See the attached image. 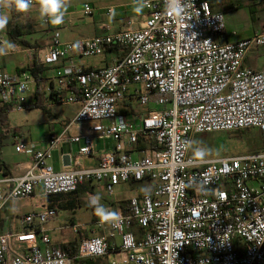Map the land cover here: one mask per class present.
Masks as SVG:
<instances>
[{"label":"built area","instance_id":"built-area-1","mask_svg":"<svg viewBox=\"0 0 264 264\" xmlns=\"http://www.w3.org/2000/svg\"><path fill=\"white\" fill-rule=\"evenodd\" d=\"M139 2L146 17L136 28L109 31L102 24L104 32L73 40H61L59 28L41 19L50 33L42 56L34 48L24 51L51 75L0 71V112L24 110L30 82L58 104L78 105L43 146L14 138V151L30 163L20 176L0 175V209L36 190L47 197L97 182L113 196L117 185L132 182L139 192L128 198L125 212L111 208L115 215L108 220L96 216L74 258L123 252L121 264H264V151L218 158L189 153L196 134L256 128L264 142V69L243 65L251 48L264 47V29L222 41L225 16L211 11L207 0H131ZM171 3L183 8L181 16L167 8ZM94 11L82 4L83 15ZM103 13L112 15L114 7ZM109 47L120 53L108 65L85 67L74 58ZM150 101L163 108L136 109ZM95 139L113 146L96 152ZM64 143H76L77 150L60 153L67 164L55 170L48 159ZM93 154L94 165L78 162ZM93 197L86 198L92 207ZM55 215L50 207L29 211L17 230L0 232V264H71L41 227Z\"/></svg>","mask_w":264,"mask_h":264},{"label":"crops","instance_id":"crops-1","mask_svg":"<svg viewBox=\"0 0 264 264\" xmlns=\"http://www.w3.org/2000/svg\"><path fill=\"white\" fill-rule=\"evenodd\" d=\"M120 0H116L115 4L113 5L114 7V13L110 16H105L103 13L104 7H98L95 9L96 13H98L97 21L93 23H86L83 24V29L85 32H90L82 35H72V36H65L61 35L60 33V38L61 40H73L78 37H84V36H91L94 34H99L104 32L103 29H101L102 24H105L109 31H114V30H120L122 28H125L128 24V21H132L133 23L136 22V26L133 28H136L138 24L146 17L143 15L142 19L138 20V17L135 15H129V10H128V4L119 2ZM6 1L0 2V14H7L9 19L8 23L4 28L5 35L7 36V40L4 38L3 43H0V47H5L7 44H11L12 47L7 49V54L6 55H0V71L5 72L10 75H14L20 70H22L25 67H31L32 63L35 65H38L37 61H31L30 58L27 56L26 48H34L35 50H42L44 46L49 42L50 38V33L44 24L41 23V18L38 15L37 11V6L39 4V0H35V3L32 5V7L29 8L28 11L19 13L14 10H9L7 8L3 7V4ZM75 0H65L66 3V9L64 11V17H63V22L58 24V25H52L49 23V28H53L55 26L56 28H61V29H67L70 26H74L75 24V18L78 16V12L81 13V8L77 9L74 8L75 5ZM210 10L213 12H222L225 16V31L220 35V39L222 41H235L238 39H244L252 35L253 32L263 30L264 29V0H207ZM133 4V3H132ZM107 6H112V5H107ZM106 6V7H107ZM94 11V12H95ZM92 13V15L94 14ZM82 14V13H81ZM35 22L41 23V27L34 28ZM236 26H239L237 29ZM9 31L12 34V37H9ZM41 32V35H38V38H35L34 34L35 32ZM29 34L30 37H26V35ZM1 36V33H0ZM33 36V38L31 37ZM20 41H25L29 44L30 47H23L20 45ZM13 50V51H12ZM119 51H108L105 50L104 53L101 55V58L99 60L100 64L95 65L93 63H86L81 60L82 58L75 56V60L85 66V67H100L104 65H108L112 62L114 58L119 57ZM243 65L250 67L253 70H262L264 69V47H258V48H251L247 54L245 55L243 59ZM36 67V66H35ZM34 67V68H35ZM44 70L42 73L39 74V76H50L51 75V69L50 67H43ZM38 76V77H39ZM36 88V85H35ZM36 89L33 92V99H34V94H35ZM46 102V106L48 107H53V105H56L58 103H54L51 101V98H49L47 95L43 94ZM27 104H31L32 102L27 101V96H25ZM73 107L70 110L69 114L59 116V111L57 112L56 109H54V121H47L49 120V116H45L44 119H47L44 121V123L41 121V125H45L46 128H39L38 131H32L33 138L29 139L27 141L34 142L36 144H39L41 146L44 145L45 141L47 138L52 135V134H58L62 130V128L65 126V124L73 117L75 112L78 109L77 104H71ZM26 109V108H25ZM137 110L141 111L138 108ZM42 117V115H40ZM31 117V116H30ZM33 120L37 117L35 115L32 116ZM5 131L7 129L5 128ZM8 132V131H7ZM30 132V129H29ZM78 132L77 130H73L71 134ZM1 146H0V175L1 176H8V177H15V176H20L21 174L24 173L26 168L29 166L30 163V157L26 154H21L17 152H13V154H17L18 159L15 160L13 158L9 159L1 155L2 151V140L4 136L1 134ZM11 144L13 147L14 143V137H11ZM21 139V138H19ZM98 140V139H95ZM94 140V141H95ZM111 147L113 146V142H110ZM72 146H74V149H72ZM14 148V147H13ZM62 148H65L66 150L63 151ZM77 150V144L76 143H64L60 146L59 149L53 150L59 153V158L61 161L60 167L57 170H60L63 168L64 164H67L66 157L61 158V154L63 155L67 153H72L73 156L75 155V152ZM94 151L99 152L95 149ZM97 161V157L95 154L92 156H85V157H78V162L81 165L88 166V165H94ZM121 184H128L130 187H134L135 192L131 195L134 196L139 192V186L137 184H134L132 182L129 183H120ZM117 185L116 187H118ZM86 190L79 192L78 194H75L74 196H71V198L67 200H61L58 199L53 208H56L57 206H60L63 204L64 206H71L72 201H75L79 205L81 201H83L86 204V198L88 196H99V194H106L104 191V186L102 183H86ZM115 187V188H116ZM35 193H38L40 196H42L39 193V190H36ZM107 195V194H106ZM102 196V195H101ZM129 196V197H131ZM74 197V199H72ZM110 197V198H109ZM129 197H122V198H112V196H107V198H102L100 199V203L103 204L107 209L111 208H117L120 209L123 207H126L127 200ZM51 200H47L46 202V207L48 208L49 203ZM59 204V205H58ZM89 206L88 204H86ZM91 208H94V206H89ZM44 208V209H45ZM52 208V207H50ZM58 208H61L58 207ZM41 209V210H44ZM11 214H15L14 216H18V220L21 218V216L29 211H34L33 210H18V209H11ZM36 211V210H35ZM96 217L95 215H93ZM93 222V221H92ZM19 226V221L17 223V227L15 229H12L10 227H3L1 230H17ZM1 231V232H2ZM78 236L87 237L92 234V230L89 231V234L86 236H83V232L81 233L80 230L77 232ZM55 242V241H54ZM58 243V242H55ZM61 244V243H59ZM90 260V259H88ZM104 260L107 262L106 258Z\"/></svg>","mask_w":264,"mask_h":264},{"label":"rangeland","instance_id":"rangeland-1","mask_svg":"<svg viewBox=\"0 0 264 264\" xmlns=\"http://www.w3.org/2000/svg\"><path fill=\"white\" fill-rule=\"evenodd\" d=\"M116 0H75L74 8L79 9L82 8L83 3L89 4L94 9L98 7H106L107 5H114ZM119 2L127 3L128 4V10L129 15H135L139 19H142V16L146 14V9L143 7L142 11L140 13H136L134 11V8L137 4H132L131 0H120ZM115 7V6H114ZM98 13L96 11L92 15H83L78 12V16L75 18V24L74 26H69L68 30L66 29H59V32L61 35L66 36H72V35H82L90 32H85V30L82 28L83 24L93 23L97 21ZM42 23V22H41ZM41 23L35 22L34 28L41 27ZM43 24V23H42ZM45 25V24H44ZM53 25V24H52ZM127 26L135 27L136 22L127 24ZM237 29H239V26H236ZM53 28H56L53 26ZM1 36H3L7 40V36L5 35V31L0 30ZM35 38H38V35H41V32H35L34 34ZM26 37H30L29 34L26 35ZM33 38V36H31ZM34 39V38H33ZM43 53V50H38V54L41 57ZM101 55L98 56H90V57H84L81 60L83 62L93 63L95 65H99ZM45 88V87H44ZM35 90V84L33 82H30L28 84V91L25 93V96H27V101L32 102L33 99V92ZM46 90V88H45ZM28 103V102H27ZM40 105L38 107H35L33 109H24L22 111H9L6 115L5 124L1 127L0 126V134L4 136L2 140V151L1 155L11 159H18V156L16 153L13 154L14 148L11 144V137L21 138L22 141H27L29 139L33 138L32 131H38L39 128H46L45 125H41V121L44 123L45 116H49V121H54L53 115H54V109L59 111V116H63L70 113V110L73 106L71 104H63L59 103L56 105H53V107L46 106L45 98L41 95L40 96ZM163 108L160 105L155 104L153 101H150L146 105L140 106L139 109L141 111H144L146 109H161ZM33 115L37 116L33 120ZM42 115V117L40 116ZM31 116V117H30ZM5 128L7 131H5ZM30 129V132H29ZM249 131H256V128H249ZM227 132H216L212 133L207 139H203L201 141L203 148L208 149V153L204 156L205 158H218L222 156H234V155H241L245 154L246 152L240 151V144L239 143H231L228 145H222L217 146L214 144V137L217 135H223ZM232 135L233 132H228ZM256 133H247L244 135L245 138H254ZM256 139V138H255ZM110 139H104V140H95L94 141V147L97 151L101 150H109L111 147ZM191 146V145H190ZM192 147V146H191ZM72 149H74V146H72ZM63 151H65V148H62ZM48 163L53 166L55 170H57L60 167L61 161L59 158V153L56 151H52L51 158L48 159ZM135 192L134 187H130L128 184H121L118 187L114 188V195L112 198H122V197H129ZM102 195V196H101ZM100 199L107 198L106 194H99ZM71 198V196H59V199L61 200H67ZM110 198V197H109ZM54 199V196L44 197L40 196L38 193H35L34 195L18 199V200H11L8 201L5 205H3L0 209V232L1 229L5 226L10 227L12 229H15L17 227L18 223V216H14L15 214H11V209H18V210H36L39 211L41 209H44L46 207L47 200ZM87 204V203H86ZM83 201L79 203L74 202L73 207L64 209V208H55L56 215L53 219L49 220L48 222L42 224V229L46 230L48 235L50 236L52 241L58 242V243H65L68 241H76L77 242L82 238V236H78L77 233L72 232L71 224H75L79 227V230L81 233L83 232V236H86L89 234V231L94 228L93 222L95 220V216L93 218V215H95L94 208H91L87 206ZM124 254L123 252H116V253H110L106 256H102V262L105 263L104 258L107 260V264L111 261H115L118 264H121V260L123 258Z\"/></svg>","mask_w":264,"mask_h":264},{"label":"trees","instance_id":"trees-1","mask_svg":"<svg viewBox=\"0 0 264 264\" xmlns=\"http://www.w3.org/2000/svg\"><path fill=\"white\" fill-rule=\"evenodd\" d=\"M9 37H12V34L9 31ZM20 45L23 47H30L29 44L25 41H20ZM106 50L108 51H118L115 47H109ZM36 66V67H35ZM35 67V68H34ZM44 70L42 65H35L32 63L31 67H25L20 71H28L35 79L38 78L39 74L42 73V71ZM40 96L41 93L38 91V89L36 88L35 94H34V101L31 104H26L25 108L26 109H33L35 107H38L40 105ZM51 100L54 103H57L55 98L53 97V95H51ZM126 105H129L128 102H126ZM130 111H133L132 108H128ZM123 112H125V110H122ZM6 113L5 112H0V126L2 127L5 124V120H6ZM247 129L244 130H235V131H231L233 132L234 135L230 134V133H226L223 135H217V136H213L214 138V144H216L217 146H222L224 145H228L231 143H239L240 144V151L242 152H246L245 154L248 153H257V152H261L264 151V142L261 139L260 136V132L258 131V129L256 131H249ZM247 133H256L254 138H245L244 135ZM212 133H204V134H196L193 136L192 141H191V146H190V150L189 153L191 155H194V149L198 148V147H203L201 141L203 139H207ZM1 135V134H0ZM256 138V139H255ZM1 136H0V142H1ZM138 146L143 145V142L141 140V138L138 139L137 142ZM1 146V144H0ZM86 184L80 185L75 191L70 192V193H65V194H53V195H49V196H54V199H51V202L49 203L50 207H54L56 206L55 202L59 199V196H74L75 194H78L79 192H82L84 190H86ZM47 196V197H49ZM72 199H74V197H72ZM50 201V200H49ZM75 201H72L71 206H67V205H63L61 204V208L64 209H68L73 207ZM59 205V204H58ZM60 206H57L60 207ZM124 211V208H121ZM62 249L65 250L68 255L70 257H72V261L71 264H107V262L105 261V263L102 262V257H97L91 260H77L76 258H74L76 256V252H77V245L78 242L76 241H68L65 243H61L60 244Z\"/></svg>","mask_w":264,"mask_h":264},{"label":"clouds","instance_id":"clouds-1","mask_svg":"<svg viewBox=\"0 0 264 264\" xmlns=\"http://www.w3.org/2000/svg\"><path fill=\"white\" fill-rule=\"evenodd\" d=\"M66 6L65 0H39L37 11L41 19H46L48 23L58 25L63 22ZM144 6L143 2H139L134 8V11L136 13H140ZM3 7L23 13L32 7V0H6ZM167 8L177 16H181L183 14V8L178 3H171L167 5ZM8 19L9 17L7 14H0V30L5 28L8 23ZM11 47L12 45L10 43L5 47H0V55H6L7 49ZM207 153L208 149L203 147L194 149V154L201 158H203ZM90 204L94 206V211L101 220H108L110 217L115 215V213L109 212L108 209L100 203V197L98 195L94 196L90 200Z\"/></svg>","mask_w":264,"mask_h":264},{"label":"bare ground","instance_id":"bare-ground-1","mask_svg":"<svg viewBox=\"0 0 264 264\" xmlns=\"http://www.w3.org/2000/svg\"><path fill=\"white\" fill-rule=\"evenodd\" d=\"M106 256V255H105Z\"/></svg>","mask_w":264,"mask_h":264}]
</instances>
